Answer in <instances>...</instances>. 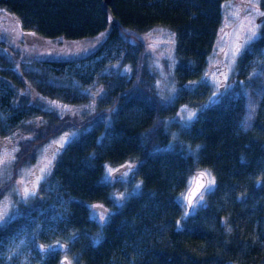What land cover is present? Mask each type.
<instances>
[{
    "label": "trees",
    "instance_id": "trees-1",
    "mask_svg": "<svg viewBox=\"0 0 264 264\" xmlns=\"http://www.w3.org/2000/svg\"><path fill=\"white\" fill-rule=\"evenodd\" d=\"M224 1L113 0L118 23L109 29L102 0H0L2 133L39 126L24 145L29 154L20 161L27 162L59 133L81 132L59 152L32 204L0 226V264H61L63 255L74 264H264V79L249 127L243 85L215 104L206 89L183 97L201 108L195 121L177 128L188 150H165L173 107L138 37L167 29L175 37V77L200 80L218 42ZM259 5L258 38L236 65L245 82L256 71L264 75V0ZM29 36L68 42L105 36L111 62L131 71L100 74L78 71L69 58L28 59ZM63 78L69 83L57 82ZM94 82L97 101L88 92ZM28 89L37 93L35 104ZM125 164L135 165L141 189L118 207L102 178L107 165ZM198 170L213 175L215 189L189 215L179 197ZM95 205L109 210L103 221L92 216ZM20 244L29 263L11 252ZM55 245L62 250L43 252Z\"/></svg>",
    "mask_w": 264,
    "mask_h": 264
},
{
    "label": "rangeland",
    "instance_id": "rangeland-1",
    "mask_svg": "<svg viewBox=\"0 0 264 264\" xmlns=\"http://www.w3.org/2000/svg\"><path fill=\"white\" fill-rule=\"evenodd\" d=\"M259 3L260 0H226L222 2L221 32L207 65L205 76L200 80L183 83L175 77V37L167 29L157 27L148 34L138 35L146 45L148 63L156 72V86L165 103L173 107V113L165 118V127L173 135L164 148L165 150H188L182 141L177 140L176 133L177 128L189 126L198 117L201 108L181 101L188 94L195 93L196 89H206L210 92L209 98L212 97L219 101L221 97L231 92L236 84L245 86V126L251 125L257 111L264 75L261 71H256L249 76L248 82H245L236 77L238 73L236 65L244 49L258 38L262 17ZM104 40L105 36L95 40L75 42L49 41L29 36L23 50L29 52L28 59L69 58L78 71L96 69L98 73L105 74L111 72L114 67L117 72L129 73L131 71L130 65L122 62H111L113 60L109 54L111 47L108 43L104 44ZM100 63H103L101 68ZM64 79L57 80V82L68 84L69 80ZM96 86L97 84L94 82L91 91H88L91 92L92 96L94 95L92 101H97ZM28 93L30 94V102L35 104L37 93L30 89H28ZM91 108H94L93 104L92 106L81 105L76 106L74 111L82 113V110H91ZM249 115H251L250 120L248 119ZM33 126L38 132L39 126ZM91 130H94V126L89 130L85 129L82 133ZM37 132L28 129L27 132L11 130L7 134H3L0 125V221H3L0 226L16 218L22 209L32 204V200L40 192L42 183L51 173L59 152L81 133L78 130H65L39 147L34 158H28L27 162H23L22 159L20 161V158L29 154L25 149V143L34 139L33 137L36 138ZM120 167L126 168L122 173V180L113 175ZM109 169H111L112 182L108 184L112 187L113 205L117 206L114 201H119L122 205L141 189V182L135 179L137 177L135 165H107L105 171L107 172ZM188 188L180 195L179 202L189 215H194L198 209L204 207L207 195L214 191L215 180L213 190L205 191L203 196L195 202L192 208V210L195 209L194 212L189 210L185 203ZM95 206L99 216L105 217L109 213L107 207ZM42 249L43 252L52 250L51 247ZM11 252L20 256L23 262L29 263L28 256L21 244L14 247ZM62 261L61 264H74L72 259H68L64 255Z\"/></svg>",
    "mask_w": 264,
    "mask_h": 264
},
{
    "label": "water",
    "instance_id": "water-1",
    "mask_svg": "<svg viewBox=\"0 0 264 264\" xmlns=\"http://www.w3.org/2000/svg\"><path fill=\"white\" fill-rule=\"evenodd\" d=\"M112 1L113 0H102L101 2V7L106 15V21L109 29H111L113 26H116L118 23L111 8ZM125 169V167H120L116 172L113 173V175L115 177H118L125 171ZM213 181L214 177L209 172L198 170L194 173L192 177V183L186 192L185 198V203L189 210H192L195 202L205 193L204 189ZM189 201H191V204L189 203Z\"/></svg>",
    "mask_w": 264,
    "mask_h": 264
},
{
    "label": "snow or ice",
    "instance_id": "snow-or-ice-1",
    "mask_svg": "<svg viewBox=\"0 0 264 264\" xmlns=\"http://www.w3.org/2000/svg\"><path fill=\"white\" fill-rule=\"evenodd\" d=\"M237 51H239V49H237ZM211 104H215V103H218V100L213 98L211 101H210ZM191 119V118H190ZM248 119L250 120L251 119V115H249ZM157 151H161L160 149H157ZM103 181L105 183H111L112 182V177H111V169H109L105 176L102 178ZM117 179H123V174H121V176L117 177ZM213 185H214V181L212 182V184H209L204 190L205 191H212L213 190ZM138 187V186H137ZM259 187V185H258ZM116 203V205L118 207L122 206L120 205L119 201H114ZM189 203L191 204V201H189ZM90 208V211H91V214L92 216L97 219L98 222L100 221H103L104 220V216H97L96 215V206H89ZM193 212L195 211V209L192 210ZM188 214H186L187 216ZM3 221H0V224H2ZM57 248H60L62 250V246H59V245H55V246H52V250L55 251Z\"/></svg>",
    "mask_w": 264,
    "mask_h": 264
}]
</instances>
